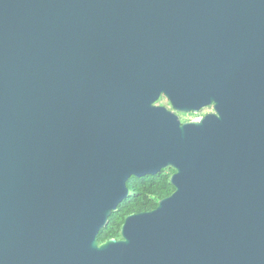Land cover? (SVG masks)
<instances>
[{
	"label": "water",
	"instance_id": "water-1",
	"mask_svg": "<svg viewBox=\"0 0 264 264\" xmlns=\"http://www.w3.org/2000/svg\"><path fill=\"white\" fill-rule=\"evenodd\" d=\"M0 264H264V0H0Z\"/></svg>",
	"mask_w": 264,
	"mask_h": 264
},
{
	"label": "trees",
	"instance_id": "trees-1",
	"mask_svg": "<svg viewBox=\"0 0 264 264\" xmlns=\"http://www.w3.org/2000/svg\"><path fill=\"white\" fill-rule=\"evenodd\" d=\"M172 172L173 169L167 167L155 174H145L140 177L130 176L127 180L129 194L118 203L117 208L109 215L105 226L99 230V241L118 237L121 223L127 213L151 209L155 207L158 199L169 195L173 190L169 181Z\"/></svg>",
	"mask_w": 264,
	"mask_h": 264
},
{
	"label": "flooded vegetation",
	"instance_id": "flooded-vegetation-1",
	"mask_svg": "<svg viewBox=\"0 0 264 264\" xmlns=\"http://www.w3.org/2000/svg\"><path fill=\"white\" fill-rule=\"evenodd\" d=\"M160 99L163 100V102L161 103L162 105L166 106L168 109H171V105L169 104V102L164 96H161ZM211 110H212V106L208 105V106L202 107L198 113H192V112L183 113V112H178V111H174V112L178 115L181 121H184L188 119L198 118L199 116Z\"/></svg>",
	"mask_w": 264,
	"mask_h": 264
},
{
	"label": "rangeland",
	"instance_id": "rangeland-1",
	"mask_svg": "<svg viewBox=\"0 0 264 264\" xmlns=\"http://www.w3.org/2000/svg\"><path fill=\"white\" fill-rule=\"evenodd\" d=\"M162 102H163V100L160 98L156 101V103H158V104H161Z\"/></svg>",
	"mask_w": 264,
	"mask_h": 264
}]
</instances>
